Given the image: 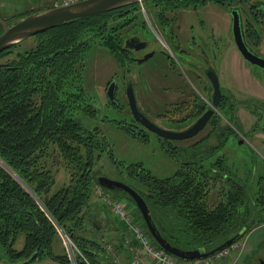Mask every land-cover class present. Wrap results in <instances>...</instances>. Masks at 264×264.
<instances>
[{
	"label": "trees",
	"instance_id": "trees-1",
	"mask_svg": "<svg viewBox=\"0 0 264 264\" xmlns=\"http://www.w3.org/2000/svg\"><path fill=\"white\" fill-rule=\"evenodd\" d=\"M146 1L154 20L164 24L170 20L168 11L181 7L249 0ZM139 3L62 22L34 34L42 37L34 47L20 50L21 40L0 52V246L14 263L35 254L32 260L47 257L70 264L67 254L54 246L59 245V230L78 249L75 264H107L104 246L82 235L99 232L87 218L96 213L90 206L97 185L94 164L107 145L92 123L99 109L84 84V58L92 45L100 44L120 68L128 67L131 56L122 40L130 31L144 34ZM248 108L257 114L255 106ZM233 133L223 128L211 146L203 147L202 140L163 144L172 156L183 147L191 150L169 176H154L140 162L128 165L137 185L122 181L141 194L171 244L210 250L264 222V167L254 177L251 170L242 173L224 160L221 149ZM58 167L68 179L53 191ZM103 189L133 203L122 192Z\"/></svg>",
	"mask_w": 264,
	"mask_h": 264
},
{
	"label": "rangeland",
	"instance_id": "rangeland-1",
	"mask_svg": "<svg viewBox=\"0 0 264 264\" xmlns=\"http://www.w3.org/2000/svg\"><path fill=\"white\" fill-rule=\"evenodd\" d=\"M255 1L257 0H252V2ZM142 2L139 3L138 12H140L144 19L146 18L149 21L151 27L161 37L152 21L154 17L151 16L149 2L146 0ZM49 4L50 0H0V16L8 24H11L28 13L46 9L49 7ZM175 15L178 19L176 23L178 25L182 23L180 27L181 33H179L181 41L190 37V31L187 28L190 23H193L195 35L203 37L200 40L201 44L199 47L205 45L203 46L205 50L211 53L212 67L224 97L218 106H216L215 113L209 124L194 137L175 142V144L185 146L194 140H202L203 147L211 146L217 140L216 133L223 128L230 127L234 133L227 136L221 149L226 156L224 160L231 163L242 173L251 170L254 177H256L257 172L264 167V69L248 63L238 52L231 32V16L225 7L213 1H206V3L196 8H189L188 10L178 9ZM255 26L258 36L248 37L246 43L250 48L258 52V55L264 57V29L256 24ZM147 35L152 41H157L158 44L163 45L150 29ZM41 38L40 35L30 36L23 39L17 47L20 50L34 47ZM174 54L179 59L181 58L176 51ZM171 59L175 60V57L173 56ZM149 62L151 63L141 67V70L137 69L139 74L135 75L134 71L130 72L129 70L131 63L124 69L120 68L113 54L100 44L92 45L87 50L84 58V84L90 97L94 99L95 107L99 109L95 118L96 120H93L92 123L99 128V135L107 142L101 158L94 164V170L98 174H104L111 178L125 179L134 185H137V183L129 175L131 170V168H128L129 164L140 162L152 175L165 177L172 174L178 167L179 162L184 159L185 153L191 151L187 147V150L183 147V149L176 151L175 156H172L170 152L172 149H165L153 137L154 135L148 134V139L141 140L138 137L140 136L138 135L139 124L131 116L122 88L116 94L113 103L109 102L107 98L105 91L111 80L119 84L122 82L123 84L122 80L124 77H131L137 82L138 106L143 109L146 106L149 107L150 113H152L149 117L153 121L185 127L189 125L193 119L191 117L188 119L185 116L182 117V114L179 112H173L165 118L156 116L154 110L156 108L162 110L163 105L159 102L161 100L164 103L163 100L166 99L164 98L166 94L161 90V84H164V80L166 79L162 78V74L166 71L167 61H164L163 57L152 56ZM172 62L176 65L175 61ZM176 67L181 74H185L182 75V78L184 80L188 79V82L187 80L185 82L188 84V88L192 90L193 97L202 104L203 107L200 108L201 111L199 113L202 112V109L206 110L209 108L213 90L210 83L209 85L208 83H204L207 82L206 76L204 77L201 72L200 79L202 81H199L186 67L182 71L178 65ZM173 76L170 75V78L167 76V79H169L165 81L167 85L174 81ZM189 81L192 85L189 84ZM174 96L180 97L176 93L167 97L168 99L172 98L176 100ZM250 104L256 107L257 114L249 110L248 106ZM181 118H184V121H180ZM229 118L233 121H230ZM82 122L85 123L87 120L82 119ZM141 134L143 133L141 132ZM240 139L242 140L241 143L239 142ZM67 179L66 171L58 167L55 171L56 181L52 187L53 191L65 183ZM98 188V185L93 187L90 206L96 211L93 221L96 226H99V232L87 230L82 232V235L95 239L101 246H104L105 252H101L103 254L106 253L104 256L107 264H127V258L137 249L136 243L130 229L127 228V224L123 220L116 218L111 212L110 204L101 199ZM118 198L123 200L128 216L132 218V222L140 224L144 228L142 219L134 204L127 199ZM101 211L106 215V218L102 219V221L99 219V212ZM109 215L113 218L111 219ZM108 224H111L116 233L112 234L105 231ZM58 232L60 240L58 247L54 245L55 249L57 248L56 251L59 253L64 251L68 256L70 264H75L74 256L75 254L77 255V247L62 235L59 230ZM21 240L22 238L20 237L16 241V248L21 246ZM121 242L123 249L120 252L118 245ZM227 248L228 250L225 254L221 256L211 255L209 259L207 258V262H203L209 264L212 260L211 262L215 264H264V222L256 225L242 238L238 239L236 243ZM117 251H119V255H117ZM120 255H122L124 260V255H126V261L114 260L115 257ZM82 258L86 261L85 257L82 256ZM217 258L221 259L216 260ZM182 261L187 262L186 260ZM20 263L12 262L0 246V264ZM29 264L61 263L47 257H41L30 261Z\"/></svg>",
	"mask_w": 264,
	"mask_h": 264
},
{
	"label": "water",
	"instance_id": "water-1",
	"mask_svg": "<svg viewBox=\"0 0 264 264\" xmlns=\"http://www.w3.org/2000/svg\"><path fill=\"white\" fill-rule=\"evenodd\" d=\"M142 1L143 0H79L65 6L47 7L43 10L33 11L15 20L11 24H8L3 18L0 17V52L25 38H28L46 29L55 27L62 22L109 11L128 3ZM230 14L232 37L238 52L248 63L264 69V57L250 50L243 40V32L241 30V24L237 11L235 9H232L230 11ZM134 40L135 39L133 38H129L126 41V44L130 45V41L133 42ZM145 46L146 42L140 41L138 48H143ZM152 53L153 52L145 53L142 58L138 59V62H142L148 59L152 55ZM207 76L213 86V94L210 107L205 112H203L187 129L173 131L158 126L155 122H153L139 110L133 89L131 86H128L126 88V97L131 116L137 123L161 138L170 140H182L194 136L204 127V125L209 120L211 114L214 112V108H216L219 103L221 95L219 82L215 72L213 70H209L207 72ZM113 86L114 81H112L108 85L106 91L109 102L113 100ZM239 142L241 143L242 140L240 139ZM94 180L96 184L102 188L110 191L122 192L123 194L127 195L133 201L135 207L139 211L145 227L153 241L164 251L181 260L189 261L209 257L228 247L239 238L240 232L235 233L210 250H202L200 248H179L171 244L161 234L154 222L148 204L134 187L120 179L111 178L104 174L95 175ZM94 217L95 214L92 213L87 218V220L90 225L96 226L93 221ZM96 227L99 229V226ZM34 257L35 254H33L29 259L22 261L20 264H29V262Z\"/></svg>",
	"mask_w": 264,
	"mask_h": 264
},
{
	"label": "flooded vegetation",
	"instance_id": "flooded-vegetation-1",
	"mask_svg": "<svg viewBox=\"0 0 264 264\" xmlns=\"http://www.w3.org/2000/svg\"><path fill=\"white\" fill-rule=\"evenodd\" d=\"M200 5H202V4H200ZM219 5H221V4H219ZM197 6H199V5H197ZM197 6L190 5L188 7H181L178 9L188 10L189 8H196ZM221 6L225 7L229 13L232 9H235L237 11V13L239 15L240 24H241V30L243 32V40L245 43H246V39L248 37L258 36V34L256 32L257 30L255 29L256 28L255 24L257 26H259L260 28L264 29V26H263V24H264V0H257L255 2H252V0H249L247 2L240 3V4H232V5L230 4V5H221ZM178 9H176L174 11H170V12L168 11V16H169L170 20L164 24H160L158 21L152 20L154 23V26L157 28V30L161 34V37L151 27L149 21H147L145 18L144 19L145 20L144 29H142L144 31V34L138 32V31H135V32L130 31L129 33H127L123 37V40H122L123 44L129 50L130 56H131V61H130L131 66L129 67V70H130V72L134 71L135 75L139 74V71L137 69L141 70V67H144V65L151 63V62H149V59H151L152 56H156V57L160 56V57L164 58V61H167L166 71L163 72V74H162V76H163L162 78H166V79L164 80V84H161V90L164 94H166V96L164 97L166 99L163 100L164 103H162L160 100L159 103L161 105H163L162 106L163 109L160 110V108L159 109L156 108V110H154L155 114L157 117L160 116V117L165 118L173 112L174 113L179 112L180 114H182V117L185 116V117H187V119L191 117V119H193V120L186 127L185 126H179V125H171L168 123L167 124L157 123L149 117L152 114V113H150L149 107L146 106V108L143 109V108H140V106H138V108L142 113H144L149 119H151L153 122H155L158 126L164 128V129L173 130V131L187 129L203 112H205L208 109V108L206 110L202 109V112L199 113L201 111L200 108L203 106L201 103H199L196 100V98L193 97L192 90H190L188 88V84H186V82H185V80H187V82H188V79L184 80L182 78V75H185V74L184 73L181 74L176 66L178 65V67H180L181 71L183 70L184 67H186V69H188V71H190L195 76V78L199 81H202L200 79L201 78V72H202L203 76L204 77L206 76V81H207L204 83H208V85L210 83V86L212 87V90H213V86H212V84H211V82L207 76V72L209 70H213L212 55L209 51L205 50V48L203 47L205 45H203L202 47H199L201 44L200 40H201V38L203 39V37H200V35L199 36L195 35L196 33H194V30H193V23H190V25L187 27L190 31V37L189 38L187 37L184 41H181L179 39V33H181L180 27L182 26V23H181V25L180 24L178 25L176 23L178 21V19H177V16L175 15V13L177 12ZM169 14H171V15H169ZM230 16H231V14H230ZM153 23L151 22V24H153ZM149 29L159 38V40L163 43L164 46L158 44L157 41H154V40L152 41L148 37L147 32L149 34ZM178 30H179V32H178ZM129 38H133L135 40L133 42L130 41L131 44L127 45L126 41ZM140 41H145L146 46L143 48H138ZM156 43H157V45H156ZM246 45L248 46L247 43H246ZM248 48L250 50H252L253 52H255L256 54L258 53L256 51H254V49L250 48V46H248ZM175 51H176V53H179V56L181 57L180 59L175 56V54H174ZM148 52H153V53L148 59H146L142 62H138V59L142 58L143 55L145 53H148ZM171 52H173V53H171ZM173 56L175 57V60L171 59V57H173ZM172 61H175L176 65H174V63ZM170 75H174L173 76L174 81H172L171 84L167 85L165 83V81L169 80V79H167V76H169V78H170ZM112 81L113 80H111L109 82V84ZM122 81H123V84H122V82H121V84H119L116 81H114L113 100L111 101V103H113L115 101V96L121 90V88L123 91V95L126 97V88L128 86H131L133 89L135 98H136L137 105H138L137 82L134 80V78H131V77H124ZM189 84L192 85V83L190 81H189ZM121 86H123V87H121ZM107 88H108V86H107ZM107 88H106V91H107ZM220 91H221V88H220ZM173 93H176L180 97L174 96L176 98V100H173L172 98L168 99L167 96H170ZM212 94H213V91H212ZM222 99H224V97H223V94L221 91L219 103ZM126 100H127V97H126ZM215 109L216 108H214V112L211 114L209 120L204 125V127L207 124H209L213 114L215 113ZM195 115H197V116H195ZM180 121H184V118H181ZM180 123H182V122H180ZM138 126H139V128H138L139 133L142 132L143 133L142 135H144L145 138L148 139L149 138L148 134H152V135H154L153 137L156 138L157 141L161 145L168 144V145L173 147V146H178L177 144H175V142L181 141V140H170V139L161 138V137L155 135L154 133H152L151 131L147 130L146 128H144L142 125L139 124ZM197 134H195V135H197ZM194 136H192V137H194ZM192 137H190V138H192ZM190 138H186V139H182V140H187ZM194 141H199V140H194ZM194 141H192V142H194Z\"/></svg>",
	"mask_w": 264,
	"mask_h": 264
},
{
	"label": "built area",
	"instance_id": "built-area-1",
	"mask_svg": "<svg viewBox=\"0 0 264 264\" xmlns=\"http://www.w3.org/2000/svg\"><path fill=\"white\" fill-rule=\"evenodd\" d=\"M79 0H50L49 7H59L74 3ZM99 196L104 202L110 204L113 215L119 220H123L130 229L133 239L136 243V251L130 254V264H206L207 258L189 260L183 262L181 259L174 257L155 244L146 228H142L140 224L132 222V218L128 216L127 209L122 199L114 198V196L98 186ZM228 248L216 253L215 255H223ZM205 261V262H203Z\"/></svg>",
	"mask_w": 264,
	"mask_h": 264
},
{
	"label": "crops",
	"instance_id": "crops-1",
	"mask_svg": "<svg viewBox=\"0 0 264 264\" xmlns=\"http://www.w3.org/2000/svg\"><path fill=\"white\" fill-rule=\"evenodd\" d=\"M96 215V214H95ZM103 215V213L101 214L100 212H99V219H101V221H102V219H104V218H106V216L105 217H103L102 216ZM109 217L112 219L113 217L111 216V215H109ZM105 231L107 232V233H112V234H114V233H116V231L112 228V226H111V224H108V226L105 228ZM236 243V242H235ZM234 244V243H233ZM122 247V248H121ZM122 249H123V245H122V242L121 243H119V246H118V250H120V252L122 251ZM117 253V255H119V251H117L116 252ZM125 256V260H124V258L122 257V255H120V256H117V257H115V261H117V260H124V261H126V255H124ZM219 259H221V258H217L216 260H219ZM130 260V256L127 258V264H129L128 263V261ZM212 261V260H211ZM210 261V263L209 264H215L214 262H211ZM217 263V262H216ZM62 264V263H61Z\"/></svg>",
	"mask_w": 264,
	"mask_h": 264
},
{
	"label": "bare ground",
	"instance_id": "bare-ground-1",
	"mask_svg": "<svg viewBox=\"0 0 264 264\" xmlns=\"http://www.w3.org/2000/svg\"><path fill=\"white\" fill-rule=\"evenodd\" d=\"M126 199V198H125ZM106 237V236H105ZM122 248V247H121Z\"/></svg>",
	"mask_w": 264,
	"mask_h": 264
}]
</instances>
